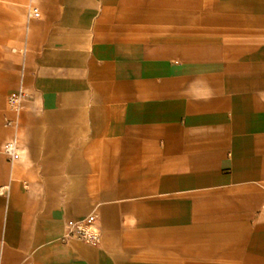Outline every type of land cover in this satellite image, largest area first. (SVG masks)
<instances>
[{
  "label": "crops",
  "instance_id": "crops-1",
  "mask_svg": "<svg viewBox=\"0 0 264 264\" xmlns=\"http://www.w3.org/2000/svg\"><path fill=\"white\" fill-rule=\"evenodd\" d=\"M0 264H264V0H0Z\"/></svg>",
  "mask_w": 264,
  "mask_h": 264
},
{
  "label": "built area",
  "instance_id": "built-area-1",
  "mask_svg": "<svg viewBox=\"0 0 264 264\" xmlns=\"http://www.w3.org/2000/svg\"><path fill=\"white\" fill-rule=\"evenodd\" d=\"M26 18L29 20L39 19V9L33 5H28L26 9ZM28 98L29 94L23 87H19L7 96L6 104L11 116L5 120L4 124L6 127L12 129L16 127L18 121L17 117ZM2 153L10 163H14L20 158L18 143L15 136L2 144ZM94 222V216H88L81 221H67L65 224V234L61 237V241L66 243L69 240H76L86 245L97 246L100 242V233L94 226Z\"/></svg>",
  "mask_w": 264,
  "mask_h": 264
},
{
  "label": "rangeland",
  "instance_id": "rangeland-1",
  "mask_svg": "<svg viewBox=\"0 0 264 264\" xmlns=\"http://www.w3.org/2000/svg\"><path fill=\"white\" fill-rule=\"evenodd\" d=\"M13 15H15V14H13ZM23 20L25 21V14H24V18H23ZM22 24H23V22H22ZM8 44H9V42H8ZM21 45H22L21 43H20V44L18 43V44L15 45L13 48H14V49L16 48L17 51L20 52V51L22 50ZM19 153H20V152H19ZM20 156H21V154H20ZM19 159H20V158H19Z\"/></svg>",
  "mask_w": 264,
  "mask_h": 264
}]
</instances>
